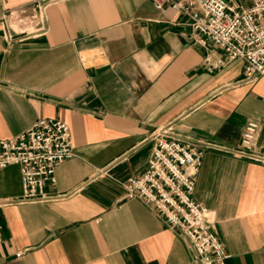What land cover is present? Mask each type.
Here are the masks:
<instances>
[{
	"label": "crops",
	"instance_id": "1",
	"mask_svg": "<svg viewBox=\"0 0 264 264\" xmlns=\"http://www.w3.org/2000/svg\"><path fill=\"white\" fill-rule=\"evenodd\" d=\"M34 1L0 0V139L58 118L73 155L38 202L13 201L17 164L0 170V264H200L181 230L124 197L162 128L205 148L192 196L226 264H264V163L235 153L248 120L264 141V75L244 80L242 59L150 0H45L47 31L7 40L4 15Z\"/></svg>",
	"mask_w": 264,
	"mask_h": 264
},
{
	"label": "built area",
	"instance_id": "2",
	"mask_svg": "<svg viewBox=\"0 0 264 264\" xmlns=\"http://www.w3.org/2000/svg\"><path fill=\"white\" fill-rule=\"evenodd\" d=\"M150 0L159 10L170 6L188 18L205 46L211 42L227 59L245 62L244 80L264 75V0ZM45 0L30 8L20 6L7 12V40L47 31ZM208 70L215 64L205 58ZM259 123L248 120L235 153L264 163V141L258 142ZM69 125L58 118H39L24 132L0 139V170L19 166L22 193L14 202H38L46 198L44 186L56 182V167L73 155ZM204 147L200 142H180L168 128L153 135L147 166L121 182L125 198H137L161 216L170 228L181 230L200 264H226L230 256L223 242L211 229L210 211L193 199L196 177Z\"/></svg>",
	"mask_w": 264,
	"mask_h": 264
}]
</instances>
